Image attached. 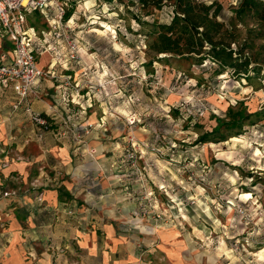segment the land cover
I'll list each match as a JSON object with an SVG mask.
<instances>
[{"label": "rangeland", "instance_id": "obj_1", "mask_svg": "<svg viewBox=\"0 0 264 264\" xmlns=\"http://www.w3.org/2000/svg\"><path fill=\"white\" fill-rule=\"evenodd\" d=\"M216 1L228 21L238 0ZM68 9L70 35L82 56L76 71L67 84L55 73L60 83L52 92L28 96L31 111V100L44 108L34 112L45 124L18 116L6 127L10 140L8 135L0 143V154L18 163L10 169L0 155V199L17 196L28 209L48 208L32 213L26 226L32 228L33 219L50 225L34 232L21 226L12 251L10 211L1 209L0 264L38 260L39 251L26 248L25 241L48 251L51 264H264V121L226 141H197L215 124L212 115L229 105L242 100L250 112L264 107V78L250 84L228 71L213 75L208 61L192 65L189 75L157 61L148 65L147 26L133 19L140 15L137 0H77ZM154 14L168 22L171 7L165 4ZM143 19L150 22L152 16ZM27 20L36 31L48 30L37 12ZM51 55L53 62L68 63L65 56L57 61ZM72 98L77 102L69 104ZM17 102L16 96L3 112L31 117L24 102L13 107ZM45 132L66 144L72 166L49 159ZM59 182L73 199L47 206L40 188ZM103 225L111 227L108 235ZM81 232L91 235L89 245ZM59 257L64 261L54 262Z\"/></svg>", "mask_w": 264, "mask_h": 264}, {"label": "trees", "instance_id": "obj_2", "mask_svg": "<svg viewBox=\"0 0 264 264\" xmlns=\"http://www.w3.org/2000/svg\"><path fill=\"white\" fill-rule=\"evenodd\" d=\"M165 4L171 7L172 16L168 22H160L154 13ZM236 4L231 9V17L225 21L222 5L216 0L210 3L137 0L140 15H133V19L147 26L143 35L151 56L148 65L157 61L189 75L192 65L200 66L208 61L213 75L228 71L236 80L250 84L254 78L263 79L264 73L260 72L264 69V0H238ZM71 13L68 9L64 20ZM149 15L150 22L143 19ZM33 20L28 22L31 24ZM212 119L215 124L209 131L198 134V142H222L242 135L246 127L264 121V107L250 112L244 101L239 100L223 114L212 115Z\"/></svg>", "mask_w": 264, "mask_h": 264}, {"label": "built area", "instance_id": "obj_3", "mask_svg": "<svg viewBox=\"0 0 264 264\" xmlns=\"http://www.w3.org/2000/svg\"><path fill=\"white\" fill-rule=\"evenodd\" d=\"M69 1L0 0V31L11 42L13 49L11 58L4 52L0 53V85L11 88L17 96L18 102L13 107L16 108L24 102V109L39 124H45V118L31 111L26 100L35 92L42 77L55 78L56 74L50 68L38 67L37 54L47 50L53 53L57 61L65 56L68 62L74 63L82 58L77 40L70 35V32H74L67 24L69 19L64 20ZM34 12L45 16L48 30L37 32L28 25L27 14ZM32 34L44 40L46 48L33 39ZM62 46L66 51H60ZM62 77L67 84L70 76L65 74ZM76 91L79 93V88Z\"/></svg>", "mask_w": 264, "mask_h": 264}, {"label": "crops", "instance_id": "obj_4", "mask_svg": "<svg viewBox=\"0 0 264 264\" xmlns=\"http://www.w3.org/2000/svg\"><path fill=\"white\" fill-rule=\"evenodd\" d=\"M73 1H75L77 3V0H70L68 5L70 3L72 4ZM89 4H90V6H93V3H89ZM70 8L72 9V6ZM29 25L31 26V24H29ZM36 30H38V27H36ZM37 32H39V31H37ZM3 36H2V33L0 32V53L4 52L7 54V57L11 58L12 50H13L12 44L10 41H8L6 39V37H3ZM50 55H51V53L49 51H42L41 53L37 54L36 62H37V65L39 68H41V69L50 68L54 73H56L60 76L65 75V74L71 75L72 72L76 71L75 68H77V66L75 65V63L70 62V61L67 64L54 63L52 61V59H53L52 55H51V57H50ZM48 57H50V58H48ZM42 58L45 59L43 62H41ZM58 81H57V79H53V78H49V77H42L40 79V82H39L38 88L36 89V92L39 95L47 94L48 91L52 92L53 87L55 88V86H57L60 83V82L58 83ZM65 93H66V91H65ZM83 94H84V92L82 93L81 96H83ZM15 100H16V95L13 92V90L11 88L0 85V120L3 121L2 123L0 122V143L8 140V137L6 138L5 136L9 135L10 136L9 140L11 138V135L8 132L9 129L6 132V127L10 126L9 120L16 119L18 116H22V117H24L25 120L31 121L30 114L29 113L27 114V112H24V111H22V112H20V111L19 112H11L13 114H11L9 112H6V113L3 112L4 109H6V108L9 109V111H10L11 110V104H13ZM37 102L38 101H36V100H33V101L31 100L32 109L34 111H36L35 108H37V109L40 108L39 110H44V108H41L40 107L41 105ZM68 102H69V104L70 103L72 104V103L77 102V101H75L72 98V99H69ZM44 104H47V103H44ZM70 106H72V105H70ZM90 106H91V104L88 105V110H91V109H89ZM36 112H38V111H36ZM92 116L95 120L97 119L95 117V115H92ZM21 119H22L21 117L18 118V120H21ZM16 125L17 124L14 123V125H12V126L16 127ZM34 125H36L38 129H42L41 125H37V124H34ZM43 127H45V126H43ZM44 140H45V142L42 145H43V148L45 149V153L49 156V159L52 157L55 159L56 162H57V160H59V161L62 160L63 163H69L67 166H72V164L70 163L72 160L70 158V150L66 146V144H59L54 137L53 138L49 137L47 132H45V134H44ZM26 143L19 144V146L23 145L25 147V146H27ZM92 144H93V147H96L97 150L101 149V145L99 144L98 141H94ZM18 152H19V147L15 151V153H18ZM40 152H42V148H41ZM0 155L4 156V160L9 162L8 164H12V165H10L11 166L10 169L17 168L18 163L14 162V158L8 159L7 156H5L3 154H0ZM58 165H61V164L54 163V166H52V167H58ZM85 167H87V166H85ZM14 170H16V169H14ZM14 174H16V173H14L10 170L9 175H14ZM8 182H10V181H8ZM40 189L42 191H44L42 193V196H43V200L46 202V205L48 204L47 206H50V205L55 206L59 203H64V201H66V199L69 201L73 199L72 193L68 190V187L65 185V183L61 184V182H59L58 184L57 183L52 184L51 187H48V188L41 187ZM0 191H1V186H0ZM64 197H66V198H64ZM16 199H17V196H9L8 198H1L0 199V210L1 209H8V211H10L9 212L10 215L9 214L8 215H9L10 221L12 222V224H10V229H12L11 230L12 231V235H11L12 241L10 244V248L12 249V251H16L15 249L17 247V244H19L18 237L21 238V235H19L20 234L19 229L21 228V226L27 227L26 222L28 221V218H30V216H32V213H34V216H35V213L38 212L37 210H41V211L42 210H44V211L48 210V208H45V207L28 209L25 207V205H21V204L17 203ZM30 221H31V219H30ZM32 222H33L32 223L33 227L32 228L27 227L26 231L34 232L35 228L39 229V231L44 230V227L50 225V224H46L45 221L39 222L36 219H33ZM103 226H105V225H103ZM103 229H104V231L107 232V231L111 230V227L105 226V227H103ZM80 234H81L82 241H84V244L89 245V240L91 238V235L86 234L85 232H81ZM107 235H108V232H107ZM31 238H29V240L32 241L33 237L31 236ZM39 242L43 244V241H39ZM77 243H78V241L76 242V244ZM28 246L34 250L36 249L37 251H39V255H40L39 257L40 258L38 260H35V261H34V259H30L29 261H27V263L25 262L26 264H33V263H35V264H51V262H53V259H48V256H50V258H51V255L48 251H43L42 249H37V248L33 247L32 245L30 246V242L25 241V247L27 248ZM61 261L62 262L64 261L63 258H61V257L54 258V262L59 263ZM114 261H116V260H113V259L109 260V262H111V263H113ZM20 262H21V260H20ZM14 264H16V263H14Z\"/></svg>", "mask_w": 264, "mask_h": 264}, {"label": "bare ground", "instance_id": "obj_5", "mask_svg": "<svg viewBox=\"0 0 264 264\" xmlns=\"http://www.w3.org/2000/svg\"><path fill=\"white\" fill-rule=\"evenodd\" d=\"M243 196H245L246 198L250 197V193H243Z\"/></svg>", "mask_w": 264, "mask_h": 264}]
</instances>
